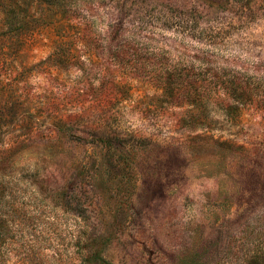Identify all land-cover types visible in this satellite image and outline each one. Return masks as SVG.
Wrapping results in <instances>:
<instances>
[{
	"label": "rangeland",
	"instance_id": "rangeland-1",
	"mask_svg": "<svg viewBox=\"0 0 264 264\" xmlns=\"http://www.w3.org/2000/svg\"><path fill=\"white\" fill-rule=\"evenodd\" d=\"M71 3L0 21V264H264V0Z\"/></svg>",
	"mask_w": 264,
	"mask_h": 264
},
{
	"label": "trees",
	"instance_id": "trees-1",
	"mask_svg": "<svg viewBox=\"0 0 264 264\" xmlns=\"http://www.w3.org/2000/svg\"><path fill=\"white\" fill-rule=\"evenodd\" d=\"M41 2L46 4V15H48L52 21L63 18L65 15H70V12H73V8L74 10H77V8H75L76 5H74L75 3H71V0H0V21H4L10 26H13L14 23L20 21L19 19H16V17L20 15H30V12L35 10L36 4L40 6L42 5ZM8 29H10V27ZM122 32V28L119 27L112 35L117 46L115 52L117 62H124L126 60L125 57L128 54V48L120 43ZM173 103L177 104L178 102Z\"/></svg>",
	"mask_w": 264,
	"mask_h": 264
}]
</instances>
